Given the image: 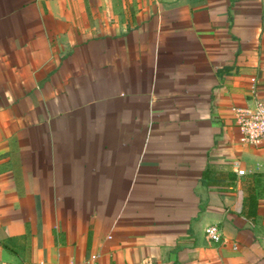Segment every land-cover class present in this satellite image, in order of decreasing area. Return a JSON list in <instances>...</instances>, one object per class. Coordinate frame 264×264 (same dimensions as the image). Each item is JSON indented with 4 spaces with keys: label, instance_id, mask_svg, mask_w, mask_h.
I'll return each mask as SVG.
<instances>
[{
    "label": "crops",
    "instance_id": "crops-1",
    "mask_svg": "<svg viewBox=\"0 0 264 264\" xmlns=\"http://www.w3.org/2000/svg\"><path fill=\"white\" fill-rule=\"evenodd\" d=\"M257 101L264 0H0V264H264Z\"/></svg>",
    "mask_w": 264,
    "mask_h": 264
},
{
    "label": "built area",
    "instance_id": "built-area-1",
    "mask_svg": "<svg viewBox=\"0 0 264 264\" xmlns=\"http://www.w3.org/2000/svg\"><path fill=\"white\" fill-rule=\"evenodd\" d=\"M233 117L240 132V141L244 145L254 148H264V102H255L251 105L235 107ZM244 175L243 170L238 171ZM207 238L215 243L223 239L222 232L217 225L206 228Z\"/></svg>",
    "mask_w": 264,
    "mask_h": 264
},
{
    "label": "trees",
    "instance_id": "trees-1",
    "mask_svg": "<svg viewBox=\"0 0 264 264\" xmlns=\"http://www.w3.org/2000/svg\"><path fill=\"white\" fill-rule=\"evenodd\" d=\"M226 179L231 182L226 183ZM236 175L233 172H223L217 170L216 167L209 166L202 174V184L207 187L213 186H224L221 191H224L228 187L233 185ZM262 183L260 176L251 175L245 179L247 195L244 202L243 213L252 220H255L258 216L259 206H260V194L258 191L257 182Z\"/></svg>",
    "mask_w": 264,
    "mask_h": 264
}]
</instances>
